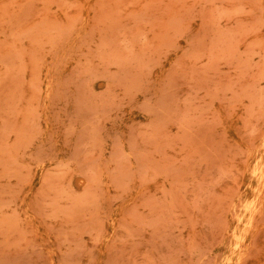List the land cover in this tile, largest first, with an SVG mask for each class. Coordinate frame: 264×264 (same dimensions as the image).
<instances>
[{
  "label": "rangeland",
  "instance_id": "1",
  "mask_svg": "<svg viewBox=\"0 0 264 264\" xmlns=\"http://www.w3.org/2000/svg\"><path fill=\"white\" fill-rule=\"evenodd\" d=\"M0 264H264V0H0Z\"/></svg>",
  "mask_w": 264,
  "mask_h": 264
}]
</instances>
